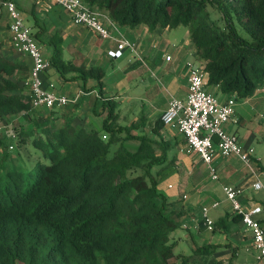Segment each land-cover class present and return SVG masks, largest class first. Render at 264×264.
I'll return each instance as SVG.
<instances>
[{"label": "trees", "instance_id": "obj_1", "mask_svg": "<svg viewBox=\"0 0 264 264\" xmlns=\"http://www.w3.org/2000/svg\"><path fill=\"white\" fill-rule=\"evenodd\" d=\"M82 1L120 27H186L207 86L224 95L247 99L264 85V0ZM46 15L34 16L32 36L50 50V69L97 89L94 114L106 115L101 131H84L73 126L76 105L34 108L29 69L0 38V122L17 132L0 135V264H227L217 244L176 251L170 235L187 215L158 187L172 173L165 125L122 122L116 98L103 94L106 71L66 59ZM228 217L213 231H227Z\"/></svg>", "mask_w": 264, "mask_h": 264}, {"label": "crops", "instance_id": "obj_2", "mask_svg": "<svg viewBox=\"0 0 264 264\" xmlns=\"http://www.w3.org/2000/svg\"><path fill=\"white\" fill-rule=\"evenodd\" d=\"M20 11L27 12L30 10L33 18L36 15H41L42 12L48 13V1L45 0H12ZM29 6V7H27ZM42 7V8H39ZM3 8L0 9V18L3 17ZM48 20V14L45 16ZM7 24L5 27L0 25V38L7 41V46H11V36L9 32V17L6 12ZM48 25L53 29H60L70 36L69 48L71 51L74 49L73 45H77L81 40V34L83 29H89L83 25H75L77 28H73L72 25H67L64 23V27L57 28L53 21L48 20ZM103 24L109 28L111 37L108 39H102L93 30L89 29L93 38L99 41H105L103 45H94L83 57L81 63H86L87 66H99V63L103 58H108L111 60L110 67L106 70V76L103 81L106 92L110 93L109 83H105L108 79L113 77L114 88L120 90L122 93L131 91V87L128 85V78L123 76V72L127 73L129 70L135 71L136 65L133 64L131 60L132 55H134L136 64H145V57L142 55V50L146 48L143 52H147L149 49L146 47L147 38H150L151 31L146 26H141L135 29L130 27H124L129 32L137 33V39L134 40L136 43V53L127 49L124 51L123 56L118 59H112L108 56V51L116 49L118 40L125 38L128 40L126 35L120 26L109 19L107 13L103 12L102 18ZM115 27V28H114ZM32 28V27H31ZM33 30V28H32ZM167 29L157 28L154 33L156 35H163ZM171 31V30H168ZM64 37V35H63ZM130 41V40H128ZM133 42V41H130ZM190 46L186 49L189 58L186 61L185 70L182 72V78L184 80L175 77L172 73L169 74L170 84L176 85V92H170L169 99L167 100L166 107L157 111L153 117L149 120L141 115L139 119L126 120L131 117L132 113L135 115L134 111L131 110V106L123 103H119L120 118L123 121L126 120L128 123H144L146 128L150 131L153 127L154 122L161 117V114L167 109L168 103L172 98H177L185 101L188 96V68L189 63H197L194 57V49L191 45L189 37ZM13 51V50H12ZM11 51V52H12ZM126 52L130 53V56H126ZM150 57H154V53H149ZM165 56V57H164ZM169 55L162 54L158 61H163V58ZM13 60L15 58H21L22 64L26 65L29 69V75L31 71L32 61L30 57L20 53H13ZM156 60V58H154ZM74 60V59H73ZM120 60H125L126 65L123 67ZM154 60V61H155ZM167 62H172L173 58H170ZM150 71H153L150 69ZM153 73V72H152ZM154 74V73H153ZM43 78L45 79V88L49 91L51 83L54 81L63 83L65 82L62 77L59 76L53 69L47 70L43 73ZM180 79V80H179ZM143 87L147 85L146 79H142ZM179 81V82H178ZM179 83V85H178ZM138 85H136L137 90ZM206 90L215 95L220 103H225L232 96L222 94L217 87L206 86ZM76 95L72 99V106H78V113L76 121L73 122V126L82 127L88 123L90 120H95L101 124L102 119L105 117L106 112L102 115L95 116L94 109L101 111L99 104L100 99L97 89H93L89 92H84L79 86ZM58 96H63L61 94H56ZM82 96H87L84 104L80 103V98ZM95 97L92 101L91 97ZM112 95L111 97H114ZM138 96H141L140 93ZM117 98V96H115ZM67 107V105H66ZM70 107V104L68 105ZM47 110H50L47 108ZM235 117L237 122H228L224 124V131L227 134L235 135L238 144L243 149H253L254 155L251 158V163L249 165L242 162L236 155L231 154L229 156H222L218 150L215 152L213 162L211 167L215 169L218 176L217 179H213L211 176L210 166L203 162L200 156L192 151L188 150L185 138L182 133L178 130L177 124H172L170 126H165L162 130L161 135L171 142L172 146L168 149V160L172 163V173L171 175H176L177 178L180 177V189L183 190V195L179 196L180 199L177 200V206L183 208L186 212V217L181 221V225L185 231L190 235V241H187L191 247L194 243L198 245H203L207 243L219 245V249L215 256L225 263L230 264H264V259H259L258 252L255 250L253 245V238L250 230H248L241 220H236L230 203L227 201L225 194L223 192V187L233 186L241 190L239 196V201L245 211L252 210L253 208L260 207L261 211L253 215V219L257 220L261 226L264 228V128L262 123H264V85L255 91V93L243 100H238L235 102L234 106ZM122 120V119H121ZM125 121V122H126ZM127 123V124H128ZM151 125V126H150ZM166 131V133H165ZM217 149V148H216ZM165 164H169L165 162ZM159 168H156L157 171ZM259 186L260 188H257ZM184 188V189H183ZM181 190V191H182ZM180 191V192H181ZM176 197V195H174ZM173 198V197H171ZM176 201V200H175ZM217 203L216 206L214 204ZM208 209V216L213 221V225L220 219L228 217L230 227L227 231L214 230L207 228L204 225L203 210ZM200 216V217H199ZM177 240V239H175ZM183 239L178 237V245L182 243ZM190 247V248H191Z\"/></svg>", "mask_w": 264, "mask_h": 264}, {"label": "built area", "instance_id": "obj_3", "mask_svg": "<svg viewBox=\"0 0 264 264\" xmlns=\"http://www.w3.org/2000/svg\"><path fill=\"white\" fill-rule=\"evenodd\" d=\"M62 6L72 15L76 25H83L91 29L102 39L111 37L109 28L103 22V13L95 11L82 0H45ZM6 9L9 17V32L11 46L32 60L30 78L26 86L31 90L32 105L34 108H60L69 104L70 100L58 96L45 88L43 73L50 69L48 59H43L40 48L32 36V28L22 18L21 12L11 0H0V9ZM115 28V27H114ZM136 53V43L125 38L118 40L116 49L108 51V56L118 59L125 50ZM170 60V57H166ZM188 68V96L185 101L172 98L167 109L161 114V121L165 126L177 124L183 134L188 150L197 153L203 162L211 168V176L217 179L215 169L211 167L216 150L222 156L236 155L242 162L249 165L254 155L253 149H243L237 142L235 135L227 134L223 125L228 122H237L235 117L236 96H232L225 103L206 90L208 76L200 65L189 63ZM15 136L14 134H10ZM12 148V147H11ZM217 148V149H216ZM257 188H260L257 186ZM223 192L230 203L232 212L241 217V222L250 230L253 245L258 252L259 259H264V228L253 219V215L261 211L260 207L245 211L239 201L241 190L233 186L223 187ZM217 203L214 204L216 206ZM204 225L212 229L213 221L208 216V209L203 210Z\"/></svg>", "mask_w": 264, "mask_h": 264}, {"label": "rangeland", "instance_id": "obj_4", "mask_svg": "<svg viewBox=\"0 0 264 264\" xmlns=\"http://www.w3.org/2000/svg\"><path fill=\"white\" fill-rule=\"evenodd\" d=\"M48 4H49L48 13H47L49 17L48 20L53 21L54 25L57 28L62 29V27H64V23L67 25H72V26L74 25L73 28H77L76 27L77 25L74 24L72 21V15L67 10H65L62 6L55 4L53 2H48ZM3 11H4L3 17L0 18L1 27H5L7 24V20H6L7 11L4 8ZM21 15L22 18L24 19V22L28 26L33 27V23H34L33 16L32 14H30V10H28L27 12L21 10ZM123 28L124 27H120V30L124 32L128 40L133 42L134 40L136 41L137 33L129 32ZM149 34H150V38H147V42H146V47H148L149 49L147 50V52H145V54H143V52L146 50V48L142 50V55L145 57L146 63L136 64L134 62L135 57L134 55H132L131 60L133 61V64L136 65L135 71L129 70L127 73L124 72L122 73L123 76L125 75L126 78H128L129 80L128 85L131 87L132 90L125 93H122L120 90H116L114 88V83L112 82L113 77L105 82V83H109L110 93L106 92L105 87L103 90V94L107 97H110L112 95L117 96L116 100L118 101V106L119 103H123L131 106V110L134 111L135 115L132 113L131 117H128L126 119L130 121L132 119H139L141 115H144V118L150 120L157 111L166 107V103L167 100L169 99L170 92L177 91L175 83L172 85L170 84L168 73H172L175 77L181 79L182 72L185 70L186 67V61L190 59L186 50L190 46L189 31L186 27L180 26L171 31L166 30L163 35H159V36H157L156 35L157 33H154L153 31H151V33ZM63 35H64V41H63L64 57L66 59H74V61L78 64L81 63V60L83 59L85 54L92 47H94V45L105 44L104 43L105 41H99L100 44H98L97 39L93 38L92 32L89 29H83V33L81 34V40L77 45H73L74 47L73 50L69 51L68 48H69L70 36H68L64 31H63ZM37 45L40 48L42 58L48 59L50 56V50L46 46H41L38 43ZM150 51L151 53H154L153 55L154 57H150L149 55ZM162 54L169 55L170 58H173V61L167 62L165 58H163V61L161 62L158 61V59L161 58ZM126 56H130V53L126 52ZM154 58H156V60ZM15 61L22 62V59L15 58ZM119 62L123 67L126 65L125 60H120ZM110 64H111L110 59L103 58L99 63V67L103 69L105 68L107 70L110 67ZM150 69H152L153 71H150ZM144 78L146 79L147 82L145 88L143 87V82H142L143 81L142 79ZM183 80L184 77L181 79V82ZM43 81L45 82L44 78ZM136 85H138L137 90H135ZM79 86L81 87V83L77 81H65L63 83L54 81L51 83V86L49 87V91L54 94H61L64 97L68 98L70 100L69 102L70 108H73L74 106H72V99L76 95L75 93ZM30 92H31L30 88L26 87L25 93L30 94ZM139 93L141 96H138ZM86 99L87 96H82L80 98V103L84 104ZM91 100L94 101L95 97L92 96ZM238 100H243V99L236 98V101ZM67 107L66 106L60 108L56 107V109L67 111ZM121 119H122L121 121L124 122L125 124L128 123V121L126 120L123 121V118ZM83 127H84L83 129L84 131H88L91 128L97 129L99 131L102 130L101 124L97 121L95 122L94 119L88 121V123L85 124ZM262 127L264 128V123H262ZM10 134H17V132H15L14 130L13 123H11L10 119L1 121L0 135L5 136L6 138L9 139ZM153 172L155 173L154 170ZM179 183H180V177L177 178L176 175H168L159 183L158 187L170 199H172L173 201L175 200L177 201L178 199L181 198L179 194L183 195V190L180 189L181 185ZM174 195H176V197ZM170 237L171 239H177V240L178 237H181L183 239V241H181L182 243H180L176 247V251L182 250L186 253L190 251L191 245H189L187 242L190 241L189 240L190 235L187 231H185V229L183 228L177 229L170 235Z\"/></svg>", "mask_w": 264, "mask_h": 264}]
</instances>
